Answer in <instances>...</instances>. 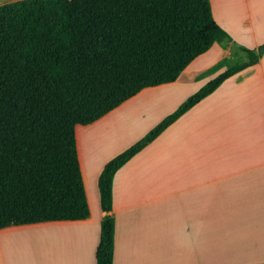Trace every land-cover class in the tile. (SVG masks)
Returning <instances> with one entry per match:
<instances>
[{"label":"crops","instance_id":"crops-1","mask_svg":"<svg viewBox=\"0 0 264 264\" xmlns=\"http://www.w3.org/2000/svg\"><path fill=\"white\" fill-rule=\"evenodd\" d=\"M209 1L233 42L256 48L264 41V0ZM226 44L199 56H208L203 68L229 57ZM198 58L176 81L144 88L97 121L76 125L83 182L85 175L97 180L109 159L224 70L183 94L188 70L201 69L192 65ZM84 187L87 218L0 229V264H95L103 212L90 207ZM111 214L112 264H264V54L116 171Z\"/></svg>","mask_w":264,"mask_h":264},{"label":"trees","instance_id":"trees-1","mask_svg":"<svg viewBox=\"0 0 264 264\" xmlns=\"http://www.w3.org/2000/svg\"><path fill=\"white\" fill-rule=\"evenodd\" d=\"M222 42L244 59L207 68L200 78L224 70L104 164L95 264H112L116 171L225 79L257 63L264 41L256 48L233 42L209 0L0 4V229L87 218L76 125L97 121L144 88L176 81Z\"/></svg>","mask_w":264,"mask_h":264},{"label":"rangeland","instance_id":"rangeland-1","mask_svg":"<svg viewBox=\"0 0 264 264\" xmlns=\"http://www.w3.org/2000/svg\"><path fill=\"white\" fill-rule=\"evenodd\" d=\"M5 1H7V0H0V3L1 2H5ZM224 46L225 47L229 46V47H231V50H232V52L230 53L229 57L227 58V63H232L235 60L237 61V60H243L244 59L245 55L243 53H241V52L238 53V51H236V49L230 43H227ZM207 57L208 56L199 57L195 61L196 63L194 62L192 64L193 67H195V68H199L200 67L201 69L195 70V69L192 68V70H188V73H190L189 76L191 77V79H188V80L184 81L183 85H186L188 88L183 92V94L186 91H190L192 89V87L194 88L195 83L198 82L196 80L199 79L200 76H201V73L204 72L207 69V67L203 68V65H204L205 61L207 60ZM78 131H79V129H78ZM93 178H94L93 175L91 176V178H89V177H87L85 175L84 183H86V192L88 193V197H89V201H90V207L93 210H97V208H99V200H97L96 202L93 200L95 194L98 196L97 180L93 179ZM0 244H2L4 246V244L1 243V241H0ZM23 244H27V243H25L24 241L23 242H19V241H15V240H9V241H7L5 243V245H8V246H10V245L11 246H13V245L14 246H18V245H23Z\"/></svg>","mask_w":264,"mask_h":264},{"label":"bare ground","instance_id":"bare-ground-1","mask_svg":"<svg viewBox=\"0 0 264 264\" xmlns=\"http://www.w3.org/2000/svg\"><path fill=\"white\" fill-rule=\"evenodd\" d=\"M97 163H99V162H97ZM95 165H96V164H95ZM96 167H97V166H96ZM96 167H95V168H96ZM94 170H95V169H94ZM92 171H93V170H92ZM95 171H96V170H95ZM93 173H94V171L92 172V174H93Z\"/></svg>","mask_w":264,"mask_h":264}]
</instances>
